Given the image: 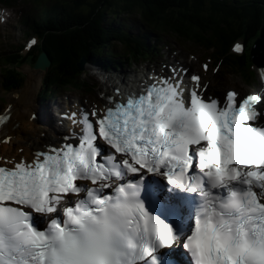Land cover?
<instances>
[{"label":"snow or ice","instance_id":"obj_1","mask_svg":"<svg viewBox=\"0 0 264 264\" xmlns=\"http://www.w3.org/2000/svg\"><path fill=\"white\" fill-rule=\"evenodd\" d=\"M169 68L0 156V264H264V97Z\"/></svg>","mask_w":264,"mask_h":264},{"label":"trees","instance_id":"obj_2","mask_svg":"<svg viewBox=\"0 0 264 264\" xmlns=\"http://www.w3.org/2000/svg\"><path fill=\"white\" fill-rule=\"evenodd\" d=\"M238 1L50 0L52 4L45 8L39 20L37 17L28 23L30 29L34 28L43 36L40 46L33 48L30 55L34 60L39 50L46 49L53 62H60L59 66L53 63L51 79L62 85H67L65 81L72 83L70 79L77 78L78 71L75 61L82 56L96 59L98 50L106 47L112 35H116L112 24H105V14L115 17L114 13L121 10L136 11L148 21L197 39L229 43L239 34L250 37L251 32L264 28V13L255 11L244 19L236 18L235 12H243L233 6ZM240 5L244 7L245 1ZM231 6L233 12H228ZM231 65L245 69V62L241 63L238 57H232Z\"/></svg>","mask_w":264,"mask_h":264},{"label":"bare ground","instance_id":"obj_3","mask_svg":"<svg viewBox=\"0 0 264 264\" xmlns=\"http://www.w3.org/2000/svg\"><path fill=\"white\" fill-rule=\"evenodd\" d=\"M44 69L45 68H43V67H42V70H40L39 68H28V77H27V79L25 81V85H24L25 88L24 89L21 88L22 90L20 89L17 92H13L12 94L7 96V103H9L11 105V107H10L11 117H10L8 124L4 127V134L2 132V135H11V141L15 140L16 136L19 135V131H20V128L14 127L13 124L15 122H18L20 124L25 123V122H30V120H25V118L27 116L26 113L29 112L30 109H32V103L34 102V98H35V93H34L33 88L31 87V83L32 82L34 83L35 88H36V86H38L40 84L41 79L43 77V74L45 72ZM257 72H258L259 80L262 79V75L259 74L261 72V69L260 68L257 69ZM108 87H109V85L103 84V87H101V92L107 94L106 92L108 90ZM221 88L222 87H220V92H222ZM222 94H223V92L221 93V95ZM101 101H103V99ZM64 107H65V105H64ZM66 109L70 110V111H75L76 107L72 106V105H68V106H66ZM58 115H59V111L56 112L54 116L59 119ZM40 116H41V114H40ZM31 126H32V124H31ZM46 127H47V125H46ZM48 129H50L52 132L56 131V129L53 127H52V129H51V127H48ZM29 135L30 134H26V135L22 136L23 141H19L21 144L25 145L24 153H25V156H27V157L31 156L30 147L28 145L29 144L28 142L32 138ZM5 146H6L5 152L8 154H12L11 146L10 145H5Z\"/></svg>","mask_w":264,"mask_h":264},{"label":"rangeland","instance_id":"obj_4","mask_svg":"<svg viewBox=\"0 0 264 264\" xmlns=\"http://www.w3.org/2000/svg\"><path fill=\"white\" fill-rule=\"evenodd\" d=\"M18 2V0H14L13 2H11L12 4L9 6V8L11 7V9H12V11H13V14H12V18L9 20V22H10V24H9V26H8V30L10 31V32H12L14 35H16V36H18L17 38H16V40L14 41V44L15 45H17V44H20L21 43V38H22V40L25 38V35H23L22 34V26L18 23V17H19V15H20V13H21V9L24 7V5H25V2H23V1H21L20 3H17ZM9 4H10V2H8ZM13 26V27H12ZM13 28H14V30H13ZM20 37V38H19ZM19 38V39H18ZM167 43H171V44H175V41L173 40V39H169L168 41H167ZM19 70L21 71V72H23L24 74H25V79H27L26 77H27V73H28V68H30L29 67V65H21V66H19ZM232 79L235 81V83H240V80H239V78H237V77H232ZM91 81V80H90ZM254 82H255V86H253L252 87V89H257L256 88V80H254ZM31 87L33 88V90H34V93H35V90H36V88H37V86H36V88H35V86H34V83L32 82L31 83ZM25 88V86L22 88V89H24ZM21 89V90H22ZM60 99V98H59ZM2 102V101H1ZM35 120V119H34ZM37 127V130L35 131V133L34 134H36V136H38L40 133H39V130H40V126H39V124L37 123V121L35 120V124H34V126H27V127H25L26 129H25V132L26 133H32L33 134V130L35 129Z\"/></svg>","mask_w":264,"mask_h":264},{"label":"water","instance_id":"obj_5","mask_svg":"<svg viewBox=\"0 0 264 264\" xmlns=\"http://www.w3.org/2000/svg\"><path fill=\"white\" fill-rule=\"evenodd\" d=\"M40 64L46 65L45 55L43 54L42 57L39 60Z\"/></svg>","mask_w":264,"mask_h":264}]
</instances>
